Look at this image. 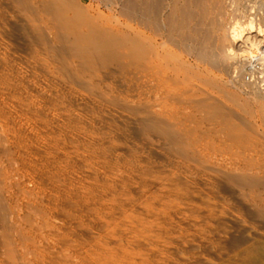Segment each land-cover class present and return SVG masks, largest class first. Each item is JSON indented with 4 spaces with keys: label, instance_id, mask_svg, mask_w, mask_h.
Here are the masks:
<instances>
[{
    "label": "rangeland",
    "instance_id": "rangeland-1",
    "mask_svg": "<svg viewBox=\"0 0 264 264\" xmlns=\"http://www.w3.org/2000/svg\"><path fill=\"white\" fill-rule=\"evenodd\" d=\"M146 1L65 13L132 36ZM175 19L147 81L125 46L77 57L51 0H0V264H264V0H180Z\"/></svg>",
    "mask_w": 264,
    "mask_h": 264
},
{
    "label": "bare ground",
    "instance_id": "bare-ground-1",
    "mask_svg": "<svg viewBox=\"0 0 264 264\" xmlns=\"http://www.w3.org/2000/svg\"><path fill=\"white\" fill-rule=\"evenodd\" d=\"M72 0H70L71 2ZM141 1V0H140ZM149 1V0H148ZM180 1V0H179ZM178 0H150L149 3H148V6L147 8L142 9V11H144V14H145V11H146V18L144 22H146V27H147V30H144L142 28L143 24H142V21H141V18L139 16L140 12H141V7L138 6L139 8H137V16L135 17L136 18V27H135V31L134 35L132 36H119L118 34L115 35L114 33H112L109 29L105 28L104 25L103 27L99 24H96L95 22L98 23V21H93L94 23H92V20L90 19H85V17H81L80 15L81 14V11L82 8L78 10L77 6L76 7V10L74 12V15L73 17H68V15H66L67 13H65V10H69L68 12L70 11H73L70 6H69V3L68 0H51V3H52V6H53V9H54V12H55V15L59 21V23L62 25V27L64 28L65 32L66 33H69L72 32L73 33V36L72 38L74 37V39L72 40L69 39V45H70V42H71V45H70V49L75 53V55L81 59H84L86 60L87 62H91L93 60L95 61H99V62H103L105 61L106 59L114 56L115 54L117 55L116 52H118V49L121 47L122 49V46H125V48L128 50L129 52V55L131 56V59H133L134 61V64L136 65V68H137V72L139 74H144L143 72H146V75H145V78H147V81L149 80L150 76H151V73L152 71L154 70V62L157 61V59L159 60L160 59V55L163 56V54H160L157 50H159V46L160 45H164L162 43L165 42L166 44V41L167 40H163V36L165 37V33H167V36L171 35L174 30H175V23H179L181 22V20L176 21L175 22V18L177 16V13H178ZM184 1V0H183ZM233 1V0H232ZM236 1V0H235ZM76 2V0L74 1ZM74 2H71L74 3ZM143 2V0H142ZM141 2V3H142ZM145 2V1H144ZM187 2V1H186ZM139 3V2H138ZM70 4V5H71ZM77 4V3H76ZM143 4V3H142ZM141 4V5H142ZM146 4V3H144ZM230 4V3H229ZM74 4H72L73 6ZM78 5V4H77ZM185 5V4H184ZM188 5V4H187ZM224 5V4H223ZM146 6V5H144ZM179 6H181L179 4ZM240 6V5H239ZM68 7H70L71 9H69ZM74 7V6H73ZM263 7V6H262ZM190 8V7H189ZM188 8V9H189ZM181 10V7L179 8ZM232 9V8H231ZM136 10V9H135ZM179 10V11H180ZM232 11V10H231ZM245 11V10H243ZM182 12V11H181ZM179 12V13H181ZM71 13V12H70ZM73 13V12H72ZM184 13V12H183ZM183 13H182V16H183ZM245 13V12H244ZM247 13V12H246ZM242 14V13H241ZM249 14V13H247ZM143 15V13H142ZM212 15V14H211ZM92 16V15H91ZM245 16V14H244ZM250 16V15H249ZM248 16V17H249ZM88 18H90L89 16H87ZM94 17V16H93ZM243 17V15H241V18ZM95 18V17H94ZM143 18V17H142ZM240 18V20H241ZM85 19V20H84ZM251 19V17L249 18ZM247 19V20H249ZM91 22H89V21ZM215 20V19H214ZM252 20H254L252 18ZM183 21V20H182ZM236 23L238 22L239 24H236L237 28H229L231 29L228 33V36L230 37V39H232L234 42L236 40H241L240 43H244V42H247L248 40H252L251 38H253L251 36V38L247 37L248 38H245L242 33V31L244 29H246L249 25H245L244 23L246 22L247 24L250 23V21H246L244 20L242 23L244 26H247L246 28H244L241 24V21L239 20H235ZM228 22V21H227ZM234 22V21H233ZM191 23V22H190ZM219 23V22H218ZM142 24V26H141ZM162 25V27H165L166 31L164 33V35H162L160 32L158 34H155V32L153 31V28L154 27H158V25ZM180 24L182 23H179L178 25L181 26ZM235 25V24H234ZM253 25V24H252ZM252 25H251V29H252ZM217 26V25H216ZM258 26V25H257ZM254 27V25H253ZM83 28V29H81ZM187 28V27H186ZM191 28V27H190ZM244 28V29H243ZM250 28V26L248 27ZM155 29V28H154ZM179 29V27H178ZM177 29V30H178ZM189 29V28H188ZM222 29V28H221ZM227 29V30H229ZM261 30V28H259ZM264 28H262V31H263ZM176 30V31H177ZM258 30V29H257ZM259 30V31H260ZM163 31V30H162ZM173 31V32H172ZM182 31V30H181ZM220 31V30H219ZM245 31V30H244ZM253 31V30H252ZM258 31V32H259ZM154 32V34H153ZM179 32V31H178ZM247 32V30H246ZM246 32H244L246 34ZM257 32V31H256ZM261 32V31H260ZM176 33V32H175ZM174 33V34H175ZM180 33V32H179ZM185 33V32H184ZM262 33V32H261ZM264 33V32H263ZM153 34V35H152ZM178 34V33H177ZM195 34V33H194ZM208 34V33H207ZM214 34V33H213ZM225 34V33H224ZM72 35V34H71ZM122 35V34H121ZM158 35H161L162 37V41H158L155 37H157ZM183 35V34H182ZM205 35V34H204ZM212 35V33H211ZM70 36V34L68 35ZM155 36V37H154ZM174 35L172 34L171 37H173ZM264 36V35H263ZM160 37V36H158ZM182 37V36H181ZM190 38V37H189ZM178 39V38H177ZM227 39V38H226ZM229 39V40H230ZM53 40V39H52ZM231 40V41H232ZM227 41V40H226ZM260 41V40H259ZM172 42V41H171ZM230 42V41H229ZM210 43V42H209ZM225 44V43H224ZM208 45V44H207ZM238 45V44H237ZM241 45V44H240ZM239 45V46H240ZM249 45V44H248ZM204 46V45H203ZM241 46H247V45H241ZM159 47V48H158ZM234 47V46H233ZM237 47V46H236ZM248 47V46H247ZM262 47V46H261ZM124 48V49H125ZM158 48V49H157ZM170 48V47H169ZM211 48V47H210ZM222 48V47H221ZM239 48V47H237ZM236 48V49H237ZM249 48V47H248ZM161 49H162V46H161ZM214 49V48H212ZM240 49V48H239ZM263 49V48H262ZM123 50V49H122ZM216 50V49H215ZM230 50V49H228ZM246 50V49H245ZM244 50V51H245ZM225 51V50H223ZM227 51V50H226ZM231 51V50H230ZM238 51V50H237ZM127 52V51H126ZM213 52V51H212ZM243 52V51H242ZM241 52V54H242ZM264 52V51H262ZM203 53V52H202ZM225 53V52H224ZM230 53V52H229ZM228 53V54H229ZM244 53V52H243ZM251 53V52H250ZM261 53V52H260ZM127 54V53H126ZM167 54V53H166ZM190 54V53H189ZM236 54V52H235ZM237 54H240V53H237ZM263 54V53H262ZM123 55V54H122ZM247 55V54H246ZM245 55V56H246ZM264 55V54H263ZM262 55V56H263ZM161 56V57H162ZM230 56V54H229ZM244 56V55H243ZM242 56V57H243ZM258 56V55H257ZM256 54L255 55H251V59H248L249 63L251 62H254L253 60H256L254 59L255 57H257ZM248 57V56H247ZM264 57V56H263ZM262 57V58H263ZM246 58V57H245ZM258 58V57H257ZM261 58V59H262ZM156 59V61H155ZM239 59V58H238ZM260 59V60H261ZM165 60V59H163ZM214 60V59H213ZM242 60V59H240ZM246 60V59H245ZM264 60V59H263ZM171 61V60H170ZM195 61V60H194ZM244 61V60H243ZM262 61V60H261ZM160 62V60H159ZM162 62V61H161ZM178 62V61H177ZM184 62V61H183ZM239 62V60H238ZM247 62V61H246ZM260 62V61H259ZM264 62V61H263ZM228 63V62H227ZM244 63V62H243ZM92 64V63H91ZM205 64V63H204ZM240 64L241 66V63H238ZM247 65V63H245ZM244 64V65H245ZM264 64V63H262ZM161 65V64H160ZM166 65V64H165ZM163 66V65H162ZM262 66V65H261ZM182 67V66H180ZM243 67V65H242ZM260 67V66H259ZM169 68V67H168ZM179 69V68H178ZM190 69V68H189ZM196 69V68H195ZM242 69V68H241ZM159 70V69H158ZM163 70H164V67H163ZM168 70V69H167ZM172 70V68H171ZM263 70V69H262ZM194 71V70H193ZM177 73V72H176ZM196 74V73H195ZM166 75V74H165ZM264 75V74H263ZM139 76V75H138ZM174 76V75H173ZM140 78V77H139ZM171 78V77H170ZM142 79V78H141ZM211 80V79H210ZM263 80V79H262ZM146 81V83H147ZM152 84V83H151ZM258 84V83H257ZM169 85V84H168ZM210 85V84H209ZM247 85V84H245ZM260 85V84H259ZM198 87V86H197ZM195 87V88H197ZM249 87V86H248ZM259 87V86H257ZM247 88V86H246ZM252 88V87H251ZM194 89V88H193ZM253 89V88H252ZM197 91V90H196ZM167 92V91H166ZM165 93V92H164ZM250 93V92H249ZM251 93L256 97V98H259V99H263L264 101V85L262 88H255L253 90H251ZM216 94V93H215ZM251 94V96H253ZM188 95V94H187ZM155 96V95H154ZM254 97V98H255ZM175 99V98H174ZM228 99V98H227ZM155 100V99H154ZM157 100V99H156ZM171 100V99H170ZM176 100V99H175ZM180 100V99H179ZM261 103V102H260ZM155 104V103H154ZM258 104V103H257ZM262 104H264L262 102ZM237 105V104H235ZM241 106V105H240ZM264 107V106H263ZM244 108V106H243ZM172 112V111H171ZM169 114V113H168ZM158 123V122H157ZM149 124H151L149 122ZM154 126H158L154 123H152ZM152 125V126H153ZM258 125V124H257ZM250 126V125H249ZM159 127V126H158ZM169 127V126H168ZM171 127V126H170ZM263 127V126H262ZM160 128V127H159ZM159 128H156V130ZM155 129V127H154ZM160 131V130H159ZM260 136V135H259ZM264 138V137H263ZM260 144V143H259ZM186 146V144H185ZM262 164V163H261ZM264 172V171H263ZM1 204V203H0ZM12 230V229H11ZM27 261V259H26ZM29 261V260H28ZM23 264V263H21ZM29 264V263H28ZM33 264V263H32ZM36 264V263H35Z\"/></svg>",
    "mask_w": 264,
    "mask_h": 264
},
{
    "label": "built area",
    "instance_id": "built-area-1",
    "mask_svg": "<svg viewBox=\"0 0 264 264\" xmlns=\"http://www.w3.org/2000/svg\"><path fill=\"white\" fill-rule=\"evenodd\" d=\"M259 66L256 64V61L250 64H247L244 69L239 73V77L242 78L245 82L251 83L252 81H260L262 79L261 73H259Z\"/></svg>",
    "mask_w": 264,
    "mask_h": 264
}]
</instances>
